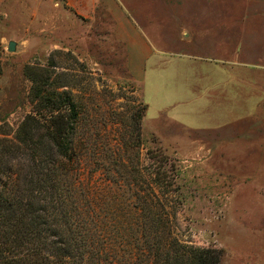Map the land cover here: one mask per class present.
Returning <instances> with one entry per match:
<instances>
[{
    "label": "rangeland",
    "instance_id": "obj_1",
    "mask_svg": "<svg viewBox=\"0 0 264 264\" xmlns=\"http://www.w3.org/2000/svg\"><path fill=\"white\" fill-rule=\"evenodd\" d=\"M0 67L8 136L31 107L27 68L71 91L75 138L94 119L97 150L126 136L142 101L126 153L150 183L157 166L152 206L168 232L220 246L219 264H264V0H0ZM75 162L83 188H97L96 164ZM113 186L107 206L126 213L127 192Z\"/></svg>",
    "mask_w": 264,
    "mask_h": 264
},
{
    "label": "trees",
    "instance_id": "obj_2",
    "mask_svg": "<svg viewBox=\"0 0 264 264\" xmlns=\"http://www.w3.org/2000/svg\"><path fill=\"white\" fill-rule=\"evenodd\" d=\"M27 70L31 107L9 136L0 127V264H219L220 246L183 243L168 232L162 206H152L157 166L148 168L150 183L138 155L126 153L140 141L145 104L131 111L126 136L102 138L97 150L89 137L94 119L85 141L75 138L83 121L64 83ZM82 158L101 170L97 188H83L75 162ZM113 185L127 192L126 213L107 206Z\"/></svg>",
    "mask_w": 264,
    "mask_h": 264
},
{
    "label": "water",
    "instance_id": "obj_3",
    "mask_svg": "<svg viewBox=\"0 0 264 264\" xmlns=\"http://www.w3.org/2000/svg\"><path fill=\"white\" fill-rule=\"evenodd\" d=\"M14 48V42L12 40H9L7 42V49L12 50Z\"/></svg>",
    "mask_w": 264,
    "mask_h": 264
},
{
    "label": "crops",
    "instance_id": "obj_4",
    "mask_svg": "<svg viewBox=\"0 0 264 264\" xmlns=\"http://www.w3.org/2000/svg\"><path fill=\"white\" fill-rule=\"evenodd\" d=\"M219 25L221 26V27H226L227 26V22L225 21V22H219ZM217 27H219V26H217ZM191 56H197V55H194V54H191ZM227 59L225 58V60L224 61H226ZM223 61V60H222ZM256 64V63H255ZM146 107V106H145ZM145 110V109H144ZM144 114V113H143Z\"/></svg>",
    "mask_w": 264,
    "mask_h": 264
}]
</instances>
